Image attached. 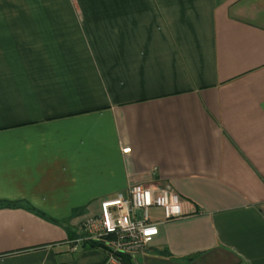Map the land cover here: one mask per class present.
<instances>
[{
	"label": "crops",
	"instance_id": "0c3cea01",
	"mask_svg": "<svg viewBox=\"0 0 264 264\" xmlns=\"http://www.w3.org/2000/svg\"><path fill=\"white\" fill-rule=\"evenodd\" d=\"M152 184L135 264H264V0H0V264H104L68 242Z\"/></svg>",
	"mask_w": 264,
	"mask_h": 264
},
{
	"label": "built area",
	"instance_id": "2783aa9c",
	"mask_svg": "<svg viewBox=\"0 0 264 264\" xmlns=\"http://www.w3.org/2000/svg\"><path fill=\"white\" fill-rule=\"evenodd\" d=\"M183 205L170 185H134L126 195L103 199L100 214L84 220L68 244L75 253L96 243L106 255L104 264H128V259L135 264L159 235L161 223L153 221V212L159 211L165 222L178 220L186 216Z\"/></svg>",
	"mask_w": 264,
	"mask_h": 264
},
{
	"label": "trees",
	"instance_id": "16d2710c",
	"mask_svg": "<svg viewBox=\"0 0 264 264\" xmlns=\"http://www.w3.org/2000/svg\"><path fill=\"white\" fill-rule=\"evenodd\" d=\"M0 207H16V203H9V202H5V201H0ZM92 248V249H100V246L96 243H86L83 248ZM128 264H132L131 260L128 259L126 260Z\"/></svg>",
	"mask_w": 264,
	"mask_h": 264
}]
</instances>
